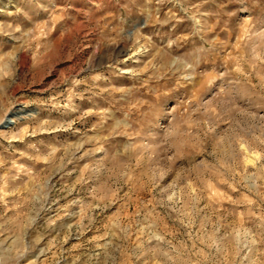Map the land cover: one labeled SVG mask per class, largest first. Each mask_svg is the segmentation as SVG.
<instances>
[{"label":"rangeland","instance_id":"1","mask_svg":"<svg viewBox=\"0 0 264 264\" xmlns=\"http://www.w3.org/2000/svg\"><path fill=\"white\" fill-rule=\"evenodd\" d=\"M0 264H264V0H0Z\"/></svg>","mask_w":264,"mask_h":264},{"label":"water","instance_id":"2","mask_svg":"<svg viewBox=\"0 0 264 264\" xmlns=\"http://www.w3.org/2000/svg\"><path fill=\"white\" fill-rule=\"evenodd\" d=\"M16 114V112H14V113H12L10 116H8L7 118H6V121L2 124V126L3 127H6V126H8V125H11L13 122H14V120L12 121V115H15Z\"/></svg>","mask_w":264,"mask_h":264},{"label":"bare ground","instance_id":"3","mask_svg":"<svg viewBox=\"0 0 264 264\" xmlns=\"http://www.w3.org/2000/svg\"><path fill=\"white\" fill-rule=\"evenodd\" d=\"M6 121V120H5ZM12 121H13V118H12Z\"/></svg>","mask_w":264,"mask_h":264}]
</instances>
